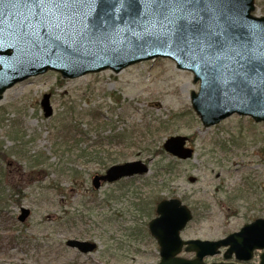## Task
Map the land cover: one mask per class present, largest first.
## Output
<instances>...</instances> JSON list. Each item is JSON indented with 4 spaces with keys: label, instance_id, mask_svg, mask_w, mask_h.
<instances>
[{
    "label": "rangeland",
    "instance_id": "1",
    "mask_svg": "<svg viewBox=\"0 0 264 264\" xmlns=\"http://www.w3.org/2000/svg\"><path fill=\"white\" fill-rule=\"evenodd\" d=\"M254 6L253 13L264 16V0H254ZM197 89L198 83L193 82L189 71L162 58L133 64L118 73L105 69L75 78L47 71L7 89L0 100L1 148L10 151L12 138H18L15 145L34 159L40 156L42 164L12 153L1 160L5 180L14 188L10 192L19 190L13 194L16 201L9 200L8 209L15 219L21 207L30 213L22 224L16 220L18 225L13 226L18 228L13 232L19 235L18 240L7 242L0 236V264L159 261L158 246L147 225L141 228L138 221L135 234L127 228L132 217L127 214L125 202L119 200L123 198L119 196L122 191L118 192L114 184L92 189L91 177L103 171L100 163L77 158L76 148L65 152L58 148L57 132L63 123L67 122L65 125L72 130L73 125L84 131L91 127L84 117L88 111L99 113L100 128L117 126L120 130L151 123L152 119L166 120L167 131L149 139L147 148L128 149L125 158L115 163L144 160L149 170L143 176L152 177L156 165H165L170 159L176 161L174 182L164 188L156 184L155 190L161 189L162 198H180L191 210L192 218L180 232L183 239H219L244 223L264 217V121L254 122L248 116L232 114L217 124L204 126L190 103V92ZM44 93L50 94L52 114L48 117H44L39 105ZM70 111L75 112V117ZM103 133L108 134L109 130ZM71 135L76 133L71 131ZM170 135L188 137L187 145L193 148L190 159L180 161L165 153L153 155L154 149ZM84 139L76 144L78 148L88 145L86 152L100 148L93 137ZM74 143L70 141L71 147ZM101 149L116 153L113 158L123 152L116 145H103ZM107 195L113 199L108 203L87 202ZM68 211L74 219L57 225L55 217ZM7 227V222L0 219V235ZM69 238L93 240L96 250L78 253L65 247L64 241ZM260 252L255 250L247 264H259ZM180 255L192 256L184 252ZM217 258L221 254L205 260L210 263Z\"/></svg>",
    "mask_w": 264,
    "mask_h": 264
},
{
    "label": "water",
    "instance_id": "2",
    "mask_svg": "<svg viewBox=\"0 0 264 264\" xmlns=\"http://www.w3.org/2000/svg\"><path fill=\"white\" fill-rule=\"evenodd\" d=\"M253 2L213 0L218 11L230 9L234 26L238 32L245 34V42L242 45L239 41H231L208 58L199 51H179L170 44L147 45L142 50L126 54L97 52L94 55L83 54L82 58H71L62 50L55 51V47L48 51L43 41L37 47L31 41L21 39L17 21L5 16L0 18V99L5 90L14 84L47 70L59 72L63 78H75L105 69L118 73L130 65L162 57L175 61L179 69L191 71L193 81L199 82L198 91L190 93V102L204 126L216 124L233 113L249 115L256 122L264 121V106L251 104L238 90L234 91L235 81L232 79L238 65H246L252 59L257 64L264 62V16L251 14L255 9ZM41 32L45 33L46 29H41ZM240 55H244L245 59L241 60ZM251 78L257 79L254 74ZM49 97V93H44L39 102L44 117L52 114ZM186 140L187 137L182 135L169 136L163 141L162 148L178 159H188L192 157L193 150L185 146ZM147 171L148 167L141 160L125 161L109 166L102 174H95L91 183L94 189H98L102 182L113 183ZM29 212V209L21 207L17 220L24 222ZM155 214L147 222V228L158 245L159 261L156 264H206L203 258L217 254L221 247H226L225 260L233 254L239 261L250 260L254 250L262 249L259 263L264 264V218L246 223L239 231L222 239L183 240L179 232L192 217L185 204L178 198L162 199L156 204ZM64 244L83 254L96 248L93 241L74 238L65 240ZM182 249L193 252L194 257L187 259L179 256Z\"/></svg>",
    "mask_w": 264,
    "mask_h": 264
},
{
    "label": "snow or ice",
    "instance_id": "3",
    "mask_svg": "<svg viewBox=\"0 0 264 264\" xmlns=\"http://www.w3.org/2000/svg\"><path fill=\"white\" fill-rule=\"evenodd\" d=\"M5 16L17 21L21 39L37 47L43 41L48 51L55 47L71 58L157 44L208 58L231 41L245 42L230 9L218 11L213 0H0V18ZM232 79L234 91L264 106V62L238 65Z\"/></svg>",
    "mask_w": 264,
    "mask_h": 264
},
{
    "label": "trees",
    "instance_id": "4",
    "mask_svg": "<svg viewBox=\"0 0 264 264\" xmlns=\"http://www.w3.org/2000/svg\"><path fill=\"white\" fill-rule=\"evenodd\" d=\"M70 115L71 117H75V112L70 111ZM84 117L87 120L86 123L91 126L85 131L79 129L78 126L75 125H73L74 130H72L69 125H65L67 122L61 125L60 129L57 132L58 138H56V140L58 141V148H61L63 152L70 151L76 148V150H78V152L76 153L78 154L77 158L85 157L87 159V162L93 161L96 163H100V168H102L103 170L108 165H111V163H115V161H117L118 159H124L126 150L134 148H147V141L149 139H154L157 135L167 131L168 129V126L164 125V122L167 123L166 120L157 121V119H152L151 123L146 122L141 125H135V128L133 125L130 127L124 126L120 130H118L117 126H111L109 128L107 126L100 128L101 123L99 120L100 117L98 112L88 111L84 113ZM76 124L79 125L80 123L77 122ZM106 124L108 125V123ZM107 129L109 130V133L104 134L103 132H106ZM71 131H74L76 135L72 136ZM86 135L88 136V139H92L93 137L92 141L96 142L100 148H92L90 152H86L89 149L87 147L88 145H84L82 148H78L76 144L80 141H83V138H85L84 140H87ZM76 136H78V139H75ZM12 139L13 144L11 145V147H9L10 151L6 148L2 149V145H0V219L7 222L8 225V227L3 230V234L0 236H3L7 242L16 241L19 238V235H15L13 233L15 230H18V228L13 227L17 224L16 219L8 209V207L11 205L9 200L13 199L14 201H16V199L13 198V194L19 193V190L13 191V193L10 192L14 188L9 184L8 181L5 180V171L2 168L1 160H3L8 153H12L19 158H26L27 160L33 159L36 164H42L40 156L34 159V156L29 155L30 153L28 151H23L15 145L16 141L19 140L18 138ZM72 140L73 142H75L73 145L74 147H71L72 145H70V141ZM157 140L160 141L161 137ZM103 145H116L120 147L123 152L118 153L119 155H115L113 158V155L116 153H111L107 149H105L106 151L102 150L101 148ZM153 153V155L164 154L161 146L155 148ZM175 162L176 161L170 159V161L165 165H156L152 177L138 175L121 179L116 183H113L117 186L118 192L122 191V194H120L119 196L123 198H119V200L125 202V207L128 211L127 214L128 216L132 217V224L127 227L128 229H131L132 234H135L133 231L138 228V221L141 223L140 227L143 228L142 225L146 224V222L154 216L155 205L157 201L162 198L161 196H159L161 189H159L158 192L157 190H155V185L161 184V186L164 188L166 186H170L171 182H174L175 178L173 177V172L176 169L174 164H177ZM151 179H153V182L150 181ZM91 193L93 195H96V191L91 190ZM112 200L113 199L111 198V196L107 195L105 197L102 196L100 199L98 197H92V201L89 202L88 200L87 202L102 204L103 202L108 203ZM16 204H18V202ZM73 219L74 218L72 212L68 211L64 215L62 214L58 217H55V223L57 225H63L64 223H69ZM19 233L21 234L20 231ZM4 234L6 235L4 236ZM61 248L65 249L63 246H61Z\"/></svg>",
    "mask_w": 264,
    "mask_h": 264
},
{
    "label": "flooded vegetation",
    "instance_id": "5",
    "mask_svg": "<svg viewBox=\"0 0 264 264\" xmlns=\"http://www.w3.org/2000/svg\"><path fill=\"white\" fill-rule=\"evenodd\" d=\"M221 260H222V258H217V259H215V260H213V261L219 262V261H221ZM230 261H231V262H234V263H237V262H235L234 259H230ZM239 264H243V263H239Z\"/></svg>",
    "mask_w": 264,
    "mask_h": 264
}]
</instances>
